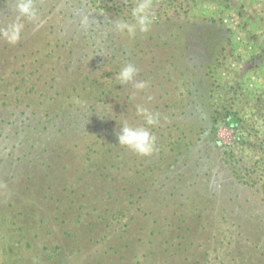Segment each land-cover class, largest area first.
Returning a JSON list of instances; mask_svg holds the SVG:
<instances>
[{
  "label": "rangeland",
  "instance_id": "rangeland-1",
  "mask_svg": "<svg viewBox=\"0 0 264 264\" xmlns=\"http://www.w3.org/2000/svg\"><path fill=\"white\" fill-rule=\"evenodd\" d=\"M94 1L110 10L64 23L76 0H38L39 26L0 39V264H264L262 130L253 116L239 131L220 119L222 105L264 100V0H152L155 20L134 38L115 23L132 22L136 0ZM12 18L0 0V27ZM78 21L90 30L71 47L36 51ZM128 64L136 80L121 84ZM91 85L108 88L102 100L84 98ZM125 121L155 136L150 156L119 145Z\"/></svg>",
  "mask_w": 264,
  "mask_h": 264
},
{
  "label": "clouds",
  "instance_id": "clouds-1",
  "mask_svg": "<svg viewBox=\"0 0 264 264\" xmlns=\"http://www.w3.org/2000/svg\"><path fill=\"white\" fill-rule=\"evenodd\" d=\"M37 2L38 0H12L13 18L6 26L0 27V39L10 45H16L22 39L26 23L39 26ZM152 9V0H136L135 6L131 9L132 22L117 21L115 30L118 33H126L133 38L136 36L137 30L141 34L147 33L155 20ZM100 15H104V13L101 12ZM137 74L136 66L128 64L119 71L116 79L121 84H129L136 80ZM146 87L147 82L145 81L140 80L135 83V88L140 91ZM76 103L79 104L80 101L77 100ZM97 114L100 116L99 113ZM137 115L143 117L148 126H156L159 123V115L152 113L142 105H137ZM117 139L119 145L141 156H150L155 150L156 138L147 127H134L125 121L122 132Z\"/></svg>",
  "mask_w": 264,
  "mask_h": 264
},
{
  "label": "trees",
  "instance_id": "trees-1",
  "mask_svg": "<svg viewBox=\"0 0 264 264\" xmlns=\"http://www.w3.org/2000/svg\"><path fill=\"white\" fill-rule=\"evenodd\" d=\"M215 1H217V0H208V2H210L211 4H216L217 3V5H220V3L215 2ZM76 2L79 5H81V7L77 8L76 10H74L75 6H70L69 7L70 8L69 9L70 12H68L67 20L64 23H67L69 21L75 22V20L77 19V16H78L77 15L78 14V11H80V9L83 8V7L84 8H88L89 10H92L93 8L102 9V10L107 11V12L110 10L109 7H105V6L101 5L100 3L97 4V6H94L95 1L93 2V0H76ZM263 4H264V1H263ZM263 7H264V5H263ZM120 8H122V6H120ZM262 12L264 13V8H263ZM49 13H54V12L49 11ZM80 13H79V15H80ZM62 18L63 19L66 18V15H64V13H63V17ZM261 20H262V22H264V14H263ZM80 21H81V19H80ZM80 21L76 22L74 27L72 26L73 29H71L70 27L69 28L68 27H65L68 32H67V36L64 39H62V41H61V35H60V37L58 35H55L53 39L50 38L48 41H46L45 43H43V45H42L43 48L41 47L40 49H36V51L43 52V51L47 50V48H48L47 46L48 45L53 46V47H58V51H60L62 49V47H63V44H64L62 42H65V41L71 47V44H74V43H76L78 41V38L80 36V33H81V36L82 35L85 36V34H87L89 32V30H90L89 28H90L91 25L90 26H87V25L84 24V22H80ZM80 27H82V28L85 27V29H83V31H81L80 33H78L77 30ZM28 28L30 29L31 26L27 27L26 29L28 30ZM24 34H25V32H23L22 36ZM207 50H210V48H207ZM70 52L71 51H69V50H67V51L64 50L63 51V53H70ZM261 52L264 55V48L261 50ZM263 55H261V56L259 55L258 57L263 58ZM199 56H202V55L199 54ZM207 65H209V62H208ZM207 69L204 68V70H205L204 73L206 75H208L209 74V71H210V69H209L208 72L206 73V70ZM93 83L95 84V86L97 85V83L95 81H93ZM105 84L107 85V84H109V82H107ZM93 88H94L93 85H91V87L88 89V91H85V93L87 94V97H84L85 99L88 98V96H90L93 100H96V98H100L98 100H102V98L105 96V93L108 90V88L106 86L104 88L103 87L102 88L99 87V89H97L98 87H95V91H93L94 90ZM75 89H76V87L71 88V90H75ZM211 89H210V95H208V97H207L209 99H211V92H212ZM199 90L198 89L195 90L196 93L197 92L200 93L199 101H200V99H203V98L207 101V98L205 97V95L203 94V92L201 90L200 91ZM64 92H65V94H63L64 97L62 99H60V101H59L60 102V105L62 107H64L65 104L69 105V103L67 102L68 101L67 98L70 97V95L67 96L66 95V91H64ZM61 95L62 94L60 92L59 93H55V96L60 97ZM194 106H197V105H194ZM222 109H223V112L220 115V119H222V122L225 125V127L228 128V129H231V130L239 131V130H243V129L246 128V120H245L244 114L246 116L249 115V116H253L255 118L254 123L252 124L253 125V129H254V132L257 134L258 132H260V130H262V132H261L262 134L261 135L263 137H260L259 136L260 139L257 141L258 142L257 145L256 144L254 145V147H255V149H257V151H262L264 153V145H263L264 144V100L263 101H260L256 105H243V107H238L237 105H233L231 103L230 104L228 103V105H222ZM192 114L195 116L194 111L192 112ZM216 115H217V109L215 110V108H214L213 111H212V108H211V112L209 114L210 120H212V121L217 120ZM59 131H61V129H59ZM25 141L27 143H29L28 142V138H26ZM33 145L34 144H32V146ZM252 173H254V175H256L257 177H259V180L262 181V186L261 187H262V190L264 192V158H261L260 157V158H257L256 160H254V162L252 164ZM49 177L52 179V177L50 175H49ZM47 178H48V175H47ZM52 181L53 182L50 181V183L54 187V185H56L57 183H56V180H53L52 179ZM263 196H264V194H263ZM263 199H264V197H263ZM16 231L21 232L22 231V228L17 227V230ZM182 235L184 237V234L183 233H182ZM180 239H182V237ZM179 242L177 243V245H178L177 248L179 250H181L179 248V244H180ZM175 252H176V255H177V252H179V251L176 250Z\"/></svg>",
  "mask_w": 264,
  "mask_h": 264
}]
</instances>
